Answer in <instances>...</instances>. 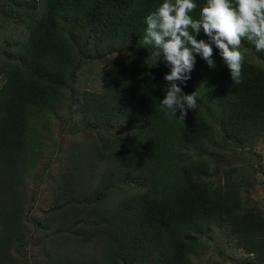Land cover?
<instances>
[{"label":"trees","instance_id":"16d2710c","mask_svg":"<svg viewBox=\"0 0 264 264\" xmlns=\"http://www.w3.org/2000/svg\"><path fill=\"white\" fill-rule=\"evenodd\" d=\"M162 2L0 0V264H264V52L242 40L238 84L195 54L169 116Z\"/></svg>","mask_w":264,"mask_h":264},{"label":"clouds","instance_id":"9594fccd","mask_svg":"<svg viewBox=\"0 0 264 264\" xmlns=\"http://www.w3.org/2000/svg\"><path fill=\"white\" fill-rule=\"evenodd\" d=\"M197 7L195 0H163L145 18L143 45L158 48L171 65V71L164 76L166 95L160 103L169 116H177L179 110L182 120L189 109H197L195 92L186 94L181 87L191 78L195 54L214 69V45L229 68L232 81L238 84L245 60L239 50L242 40L264 52V0H206L199 18H194L191 13ZM201 31L207 41L196 38Z\"/></svg>","mask_w":264,"mask_h":264},{"label":"rangeland","instance_id":"374dc122","mask_svg":"<svg viewBox=\"0 0 264 264\" xmlns=\"http://www.w3.org/2000/svg\"><path fill=\"white\" fill-rule=\"evenodd\" d=\"M9 33L13 36H16L17 33L24 34V30L19 25L12 24V26L9 30ZM257 149L259 150V152H261V154L263 156V163H264V143L259 144ZM257 187L258 188L256 189L254 196L256 198H259V199L262 198L264 200V184H259ZM47 205H48V195H47V193H44L43 191H41L39 193V199L37 202V206L46 207ZM218 244L219 245H225L227 247V252L231 257H234V258L241 260L247 256V254L244 253V251L234 248L232 246V244L230 242H228V240L226 239V237L224 235L220 236V238L218 239ZM214 252L216 253L215 247H211L207 251L208 254H212Z\"/></svg>","mask_w":264,"mask_h":264}]
</instances>
